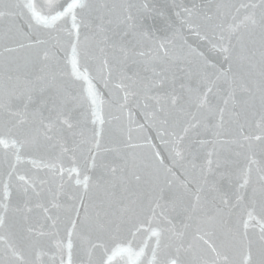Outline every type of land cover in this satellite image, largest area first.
Instances as JSON below:
<instances>
[{
	"label": "snow or ice",
	"instance_id": "1",
	"mask_svg": "<svg viewBox=\"0 0 264 264\" xmlns=\"http://www.w3.org/2000/svg\"><path fill=\"white\" fill-rule=\"evenodd\" d=\"M0 264H264V0H0Z\"/></svg>",
	"mask_w": 264,
	"mask_h": 264
}]
</instances>
